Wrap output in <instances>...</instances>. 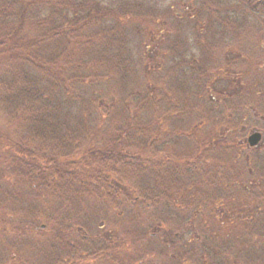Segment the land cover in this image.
I'll return each mask as SVG.
<instances>
[{"label":"trees","instance_id":"16d2710c","mask_svg":"<svg viewBox=\"0 0 264 264\" xmlns=\"http://www.w3.org/2000/svg\"><path fill=\"white\" fill-rule=\"evenodd\" d=\"M235 2L0 0V264H264V0Z\"/></svg>","mask_w":264,"mask_h":264},{"label":"rangeland","instance_id":"374dc122","mask_svg":"<svg viewBox=\"0 0 264 264\" xmlns=\"http://www.w3.org/2000/svg\"><path fill=\"white\" fill-rule=\"evenodd\" d=\"M132 1H138V2H141V3H146V6H148L149 4H152V5L156 6L155 7V10H156V13H157V12H160V11L168 8L170 5L173 6L174 3H176L178 0H132ZM233 3H236L235 0H221V1L219 0V6L221 7V9H222V6H228V7H230ZM175 7H176V9H180L176 5H175ZM235 13H236V15H234V18H236V17L237 18H240V15H239L240 13L237 14L236 11H235ZM223 14H225V12H222V15ZM220 18H221V16H220ZM251 21H255V20L254 19H251ZM216 25L218 26V33H216V34H218V40H219V38L222 36V34H221V27L222 26L220 24H216ZM186 34L189 36V41H188V43L186 45L187 46V49L185 51V55L184 56H190L193 53H195L196 54V57L201 58V60H202V58L205 59L204 64L206 66H212V64L213 65L214 64L217 65V63H226L229 60H231V61L234 60L239 65L242 62L241 58L235 57L236 55L233 54V53L232 54H227L225 56L224 55V52L225 51L223 50V49H225V47H224L223 44H222L223 47L216 46L217 49L212 50L210 52L203 51L199 47L197 48V46L195 45V42H194L193 38L191 37V35L188 34V33H186ZM229 36H231V35L230 34H226V38H229ZM138 39L137 38H134V41H133L134 45H136V46H137V43H138ZM211 39L212 38H210V40ZM188 45H189V47H188ZM177 60H180V57H177ZM239 65L233 64V66H239ZM64 107H66V106H64ZM72 109L75 110L76 107H73Z\"/></svg>","mask_w":264,"mask_h":264},{"label":"water","instance_id":"95a60500","mask_svg":"<svg viewBox=\"0 0 264 264\" xmlns=\"http://www.w3.org/2000/svg\"><path fill=\"white\" fill-rule=\"evenodd\" d=\"M261 138L262 133L260 131H254L248 135L247 141L250 146H255L260 142Z\"/></svg>","mask_w":264,"mask_h":264}]
</instances>
